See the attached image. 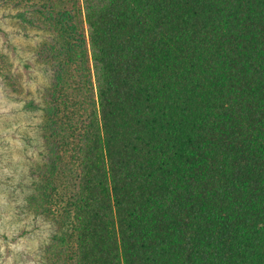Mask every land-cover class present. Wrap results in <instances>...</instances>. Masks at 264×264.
Listing matches in <instances>:
<instances>
[{"label":"trees","instance_id":"1","mask_svg":"<svg viewBox=\"0 0 264 264\" xmlns=\"http://www.w3.org/2000/svg\"><path fill=\"white\" fill-rule=\"evenodd\" d=\"M0 8L49 37L45 264H264V0ZM0 76L16 89L1 46Z\"/></svg>","mask_w":264,"mask_h":264},{"label":"rangeland","instance_id":"2","mask_svg":"<svg viewBox=\"0 0 264 264\" xmlns=\"http://www.w3.org/2000/svg\"><path fill=\"white\" fill-rule=\"evenodd\" d=\"M46 32L24 33L10 12L0 8V46L16 74L12 89L0 76V264H45V246L57 229L39 214L32 167L43 160L45 93L53 88L52 68L39 60ZM33 99L39 108L25 103Z\"/></svg>","mask_w":264,"mask_h":264}]
</instances>
